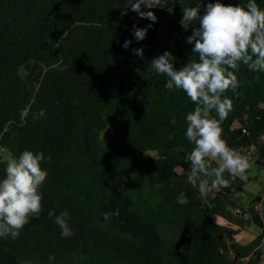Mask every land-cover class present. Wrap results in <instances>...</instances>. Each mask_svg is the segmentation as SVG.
<instances>
[{"label": "trees", "instance_id": "1", "mask_svg": "<svg viewBox=\"0 0 264 264\" xmlns=\"http://www.w3.org/2000/svg\"><path fill=\"white\" fill-rule=\"evenodd\" d=\"M208 2L216 0H200L201 13ZM257 3L264 9V0ZM125 4L0 0V146L12 157L43 152L48 173L39 217L18 238H0V264H233L244 255L240 264H259L264 231L247 244L235 235L247 224L244 209L262 225L254 207L261 195L245 207L243 181L227 173L229 187L209 193L187 183L184 158L193 146L185 118L194 105L150 66L165 51L177 69L196 59L186 43L192 30L180 24L182 5L144 8L153 23L130 10L121 16ZM134 24L153 25L143 41ZM133 48H143L144 58ZM236 75L240 95L226 92L233 110L222 138L264 163V72L241 65ZM5 166L0 161V178ZM50 210L69 213L72 236H61Z\"/></svg>", "mask_w": 264, "mask_h": 264}, {"label": "clouds", "instance_id": "2", "mask_svg": "<svg viewBox=\"0 0 264 264\" xmlns=\"http://www.w3.org/2000/svg\"><path fill=\"white\" fill-rule=\"evenodd\" d=\"M177 3L182 5V28L192 30L186 43L192 46L191 54L196 59L189 58L177 69L176 57L165 51L153 58L150 66L157 74L166 77L168 90L184 92L194 105L185 118V136L193 146L184 158L190 163L187 183L201 192L227 188L230 180L225 173L233 179L243 176L250 164L247 156L230 147L222 138L221 124L233 110V100L226 92L230 90L235 96L240 95L238 88L242 81L238 80L236 72L241 65L253 72H264V9L257 0L238 4L216 0L215 3L208 2L203 13L200 0L195 6L186 5L185 0H177ZM160 5L161 0H126L121 16L130 10L155 23L154 12L144 8ZM152 26L140 28L134 24L131 31L137 41H143ZM130 44L131 40H126L123 47L128 49ZM132 52L144 58L143 48H133ZM44 160L43 152L34 153L27 149L18 157L7 159L4 176L0 178V238H18L29 220L39 217L42 211L40 189L48 175L41 166ZM47 160L51 162V156ZM48 215L54 217L62 237L73 235L68 212L56 215L50 210Z\"/></svg>", "mask_w": 264, "mask_h": 264}, {"label": "rangeland", "instance_id": "3", "mask_svg": "<svg viewBox=\"0 0 264 264\" xmlns=\"http://www.w3.org/2000/svg\"><path fill=\"white\" fill-rule=\"evenodd\" d=\"M150 152H153V151H150ZM246 154L250 156V157H247L249 160L250 167L243 176H238L240 180L243 181V191L239 194V196L241 197V202L243 204L249 205L250 202L255 198L257 194L264 193V163L257 162L254 159V156L251 154V151L249 149L244 150L243 155L247 156ZM9 157H12L11 151L8 150L7 148H2L0 146V161H7ZM212 191H207V193L212 192ZM215 219L220 223L225 222V220L220 216H216ZM246 227L248 228V230L246 231V233L242 234L241 239L250 238L249 242H251L255 238V235H253V233L255 234L256 232H258L259 226L255 223H252L250 225H247ZM237 238H238V235H237ZM251 252H252V249L248 253H251ZM246 256L248 255H244V258ZM244 258H239L238 262H242ZM259 264H264V260L261 261Z\"/></svg>", "mask_w": 264, "mask_h": 264}, {"label": "crops", "instance_id": "4", "mask_svg": "<svg viewBox=\"0 0 264 264\" xmlns=\"http://www.w3.org/2000/svg\"><path fill=\"white\" fill-rule=\"evenodd\" d=\"M247 157H249V155L247 154ZM258 195V194H257ZM261 195V197H260V199L256 202V205H257V207H258V212H259V214H260V216H261V218H262V225L261 226H259V229H258V232H256L255 234L253 233V235H255V237L258 235V234H260L261 232H263L264 231V193L263 194H260ZM256 197V196H255ZM244 206L246 207L247 205H245L244 204ZM250 224H252V221H251V223ZM249 224V225H250ZM246 226H247V224H246ZM244 227V229H242L239 233H237L236 235H235V239L237 238V235H238V238L236 239V241L237 242H239L240 244H247V243H249V241H250V238L248 239V238H246V239H241V236H242V234L243 233H246V231L248 230V228L247 227Z\"/></svg>", "mask_w": 264, "mask_h": 264}, {"label": "water", "instance_id": "5", "mask_svg": "<svg viewBox=\"0 0 264 264\" xmlns=\"http://www.w3.org/2000/svg\"><path fill=\"white\" fill-rule=\"evenodd\" d=\"M207 193V191L205 192ZM242 216L245 217L247 220H246V223L247 225H249L251 223V217L248 216V211L247 209H244L243 212H242Z\"/></svg>", "mask_w": 264, "mask_h": 264}, {"label": "built area", "instance_id": "6", "mask_svg": "<svg viewBox=\"0 0 264 264\" xmlns=\"http://www.w3.org/2000/svg\"><path fill=\"white\" fill-rule=\"evenodd\" d=\"M255 208L258 209L257 205H255ZM239 211V210H238ZM233 264H240L238 261H236L235 263Z\"/></svg>", "mask_w": 264, "mask_h": 264}]
</instances>
